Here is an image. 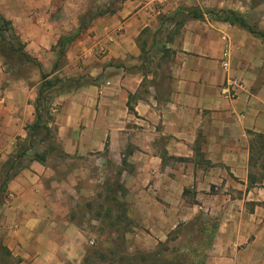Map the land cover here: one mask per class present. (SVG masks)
Masks as SVG:
<instances>
[{
    "label": "crops",
    "instance_id": "obj_1",
    "mask_svg": "<svg viewBox=\"0 0 264 264\" xmlns=\"http://www.w3.org/2000/svg\"><path fill=\"white\" fill-rule=\"evenodd\" d=\"M113 1L53 72L59 41ZM213 8L264 31V0H0L25 50L62 79L49 105L56 149L13 177L0 205L12 264H93L96 252L109 254L93 249L75 213L102 177L133 222L126 250H159L187 225V238L206 239L213 226L199 264H264V40L211 18ZM34 70L18 74L0 55V168L35 120ZM227 77L244 85L235 99L220 92Z\"/></svg>",
    "mask_w": 264,
    "mask_h": 264
},
{
    "label": "trees",
    "instance_id": "obj_2",
    "mask_svg": "<svg viewBox=\"0 0 264 264\" xmlns=\"http://www.w3.org/2000/svg\"><path fill=\"white\" fill-rule=\"evenodd\" d=\"M251 1V0H250ZM116 1L111 2L104 8L95 9L94 12L89 11L80 19L79 30L72 35L63 37L56 46L57 59L53 65V72L61 65L64 58L65 48L67 44L73 41L78 33L86 27L87 22L93 18L112 13L117 5ZM193 16L201 17L202 12H197L192 9ZM205 13L211 18L219 21L228 22L232 25H237L241 28L248 30L250 33L262 38L264 40V31L257 29L255 26L248 23V21L238 11L231 9H206ZM0 55L4 58L9 66L13 67L16 73L20 74L23 69L27 67L36 68L40 72V83L37 87V97L35 99V120L27 128V137L24 140L17 141L14 151L9 155L7 160L4 161L0 168V205L4 200L5 190L7 183L15 177L29 162L38 160L44 162L50 151L55 150L54 132L49 125L51 93L52 88L61 83L62 79L52 73L44 72L42 65L34 57H32L26 50L25 45L20 40L19 36L15 33L10 21L0 14ZM23 74V73H21ZM95 80V79H94ZM62 84V83H61ZM51 106V105H50ZM213 226L209 227L210 233L207 238H197L199 245L210 242V235L213 232ZM204 239V240H202ZM194 237L190 239L192 242ZM183 246L186 252L180 253L176 258V263L171 260H164L170 264H199V257L201 256L198 248L202 246ZM198 245V244H197ZM204 246V245H203ZM166 249V248H165ZM159 250V254H160ZM99 255V253L96 252ZM101 254V253H100ZM102 255V254H101ZM157 257V252L154 253ZM104 256V255H103ZM158 258V257H157ZM12 264L9 251L0 244V262L4 264ZM112 261V259H111ZM119 262L121 264H137V262L147 263L146 258L141 256L140 260L133 261V258L120 256ZM155 263V261H153Z\"/></svg>",
    "mask_w": 264,
    "mask_h": 264
},
{
    "label": "rangeland",
    "instance_id": "obj_3",
    "mask_svg": "<svg viewBox=\"0 0 264 264\" xmlns=\"http://www.w3.org/2000/svg\"><path fill=\"white\" fill-rule=\"evenodd\" d=\"M34 69L35 68L27 67L23 69L21 73L35 77ZM99 176H101V174ZM111 183H114V181H111L108 179V177H102L97 180L95 185V193L93 196H83L80 200H77L80 204H78V208L75 213L79 215V223L86 231L95 235L96 247L93 249H97L98 251V248H101L104 249L102 252H109V254L106 253V256L104 257L97 255L96 259H92L93 264H120V256L128 257L130 259L133 258V261H139L140 257L143 256L146 258L147 262H153L157 259L160 261L169 259L173 263H176V258H178L177 256L182 253L180 249H182L184 245L187 247H197L201 245H199L195 239L192 242H189L190 238H187L186 235L190 232V226L187 225L185 227H179L176 232H174L175 235L169 237V243L167 242L163 245H160L159 250L161 252L158 258L155 257L154 253L159 250L154 251L152 248L147 249V251L146 249H142L140 246H138L134 251L126 250L128 243L124 238V235L125 231H129L131 229L133 222L131 219L125 222L124 218L119 214L121 209L124 210V208L115 207L113 205L114 193L112 192L114 191L110 190V188H107ZM104 204L107 205L106 208L104 207ZM177 234L180 237H178ZM197 237L199 239L202 238L200 235H197ZM165 247H167L168 250H166ZM107 258L112 259V261L110 262ZM0 264L3 263L0 262ZM4 264H7V261L4 262Z\"/></svg>",
    "mask_w": 264,
    "mask_h": 264
},
{
    "label": "built area",
    "instance_id": "obj_4",
    "mask_svg": "<svg viewBox=\"0 0 264 264\" xmlns=\"http://www.w3.org/2000/svg\"><path fill=\"white\" fill-rule=\"evenodd\" d=\"M247 2H250V0H238V4L240 6H242L244 3ZM221 66L225 71H227L230 68L228 47H225L222 53ZM243 89H244V85L241 81H239L236 78L227 77L225 83L221 86L220 92L226 98L235 99L236 97H238V95ZM51 110H54L52 105H51Z\"/></svg>",
    "mask_w": 264,
    "mask_h": 264
}]
</instances>
